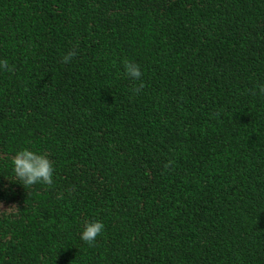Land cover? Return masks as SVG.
<instances>
[{
  "label": "trees",
  "instance_id": "trees-1",
  "mask_svg": "<svg viewBox=\"0 0 264 264\" xmlns=\"http://www.w3.org/2000/svg\"><path fill=\"white\" fill-rule=\"evenodd\" d=\"M0 59V264H264V0H0Z\"/></svg>",
  "mask_w": 264,
  "mask_h": 264
},
{
  "label": "clouds",
  "instance_id": "clouds-1",
  "mask_svg": "<svg viewBox=\"0 0 264 264\" xmlns=\"http://www.w3.org/2000/svg\"><path fill=\"white\" fill-rule=\"evenodd\" d=\"M74 54V52H69L63 57L64 61L68 62ZM123 67L125 74L132 79H139L142 75L140 65L134 61L125 60ZM3 69L11 71L8 62L0 59V70ZM257 87L260 94L264 95V84ZM136 90L139 91V88ZM11 165L16 182L22 186H30L38 182L49 185L53 183L54 165L46 153L34 151L27 147L21 148L11 157ZM15 208V204L5 208L3 202H0V213L10 214L15 211ZM104 227L103 222L100 220L86 221L80 232V239L92 246L96 238L102 235Z\"/></svg>",
  "mask_w": 264,
  "mask_h": 264
},
{
  "label": "rangeland",
  "instance_id": "rangeland-1",
  "mask_svg": "<svg viewBox=\"0 0 264 264\" xmlns=\"http://www.w3.org/2000/svg\"><path fill=\"white\" fill-rule=\"evenodd\" d=\"M5 207V206H4ZM6 208V207H5Z\"/></svg>",
  "mask_w": 264,
  "mask_h": 264
}]
</instances>
